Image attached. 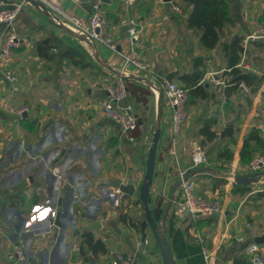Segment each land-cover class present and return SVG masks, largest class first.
<instances>
[{"label": "crops", "instance_id": "1", "mask_svg": "<svg viewBox=\"0 0 264 264\" xmlns=\"http://www.w3.org/2000/svg\"><path fill=\"white\" fill-rule=\"evenodd\" d=\"M15 1L0 0V8ZM92 1L61 4L68 12L87 17ZM177 1L102 0V10L114 26L116 50L98 42L89 48L57 23V14L36 3H23L10 26L0 23V45L9 33L17 40L8 60L0 62V264H111L119 253L131 256L135 264H163L148 226L141 245L140 226L145 213L139 187L156 128L160 137L148 206L157 223L165 216L162 229L175 264H204L205 258L208 264H251L245 249L250 242L258 243L264 253V240L255 239L264 235V196L257 193L259 185H254L247 164L239 158L250 130L257 129L264 139V40H245L258 22L264 23V0H227L231 23L211 49L204 48L198 33L185 25L190 6L184 12ZM126 15L141 25L135 50L154 81L181 69L172 81L183 86L181 75L191 73L195 59H200L205 96L190 97L185 123L174 142L166 98L141 80L150 79L123 57L127 32L118 21ZM46 36L54 37L58 47L52 49L51 59L35 50L36 42ZM238 37L241 51L230 46ZM63 50L87 65L62 60ZM232 62L251 74L245 83L248 92L226 85L222 72ZM5 69L15 81L4 78ZM117 78L124 80L127 91L120 103L137 118V126L128 132L97 105L106 94L103 84ZM4 100L28 110L10 113L1 106ZM230 125L234 142L222 135ZM226 147L232 150L230 160L220 155ZM196 148L204 152L205 161L193 167ZM258 154L264 151L256 150L252 158ZM55 163L62 164L60 176L51 173ZM231 166L237 180L226 177ZM180 171L191 175L200 195L219 201L218 212L175 218ZM128 178L133 179V194L115 185ZM236 185L249 190L234 191ZM132 207H137L136 220L128 211ZM124 213L126 221L121 218ZM56 217L61 226L55 224ZM87 232L102 241L106 251L92 253L83 241ZM15 247L26 251L24 258Z\"/></svg>", "mask_w": 264, "mask_h": 264}, {"label": "built area", "instance_id": "2", "mask_svg": "<svg viewBox=\"0 0 264 264\" xmlns=\"http://www.w3.org/2000/svg\"><path fill=\"white\" fill-rule=\"evenodd\" d=\"M39 3L41 8H46L51 12L57 14L58 21L61 25L69 28L73 33L81 36V39L88 45L89 48L93 47L95 42L101 43L111 50H116L117 42L112 36L113 24L108 20L104 14L101 4L102 0H93L87 17H79L75 14L68 12L63 8L61 0H35ZM129 2L131 0H128ZM29 2L27 0H17L12 5L0 8V23H4L10 26L18 9L23 3ZM118 24L126 27L127 40L125 44V50L123 57L126 63L132 64L139 71L146 74L150 80L146 77L145 83L155 92L161 91L166 98L171 108V132L172 141H176L177 136L181 133L183 125L187 117L186 104L188 101L187 89L182 85L167 80H160L156 82L155 76L149 70L148 65L139 57L135 50L136 41L139 38V32L141 25L129 16H122ZM262 39L264 40V23L258 22L255 25L253 31L249 32L245 37V40L249 39ZM17 46V40L13 33H9L5 41L0 45V62L8 60L13 48ZM145 75V76H146ZM3 76L9 82L16 80L15 75L8 69L3 70ZM212 79L218 81V78ZM238 86L247 90L245 83L240 82ZM103 89L106 90V94L97 100V105L100 107L104 116L114 122L121 131L128 132L137 126V118L129 110L128 106H123L120 101L126 96V86L122 78H117L111 82H105ZM1 106L10 113L21 114L28 110L26 105L15 107L7 100L1 103ZM89 146V145H88ZM66 161V160H65ZM205 161L204 152L199 148H196L192 155L193 167L202 164ZM51 173L55 176H60L63 168L62 164L55 163L50 167ZM257 178L258 187L257 191H264V155L259 157H253L247 167ZM186 172L180 171V199L178 200L174 208V216L176 219H185L188 216L195 215H211L220 210L219 201L214 198H207L200 195L196 190V183L194 179L189 175L186 179L182 180L183 175ZM236 176V169L231 166L226 174L228 179L234 180ZM116 193H121L118 188L112 189ZM111 190V191H112ZM161 228L160 223H158ZM0 230L2 225L0 222ZM248 261L251 264H264V253L260 245L256 242H250L245 247ZM15 251L19 254L20 258L25 257V250L21 247H15ZM111 264H135L131 256L119 253ZM204 264L207 263L205 258Z\"/></svg>", "mask_w": 264, "mask_h": 264}, {"label": "trees", "instance_id": "3", "mask_svg": "<svg viewBox=\"0 0 264 264\" xmlns=\"http://www.w3.org/2000/svg\"><path fill=\"white\" fill-rule=\"evenodd\" d=\"M177 5L186 12V7L190 6V9L187 11L185 18V25L198 33V38L200 44L204 48H214L219 43L223 28L231 23V18L228 12L227 0H178ZM240 38H235L230 46L232 48L236 47L239 51L242 50V46L237 44L239 43ZM226 47V43L222 45V49ZM57 43L56 39L51 36H46L41 40H38L35 44V50L37 54L43 58L51 59L53 57L52 49H56ZM61 59L66 60L69 63L74 65L85 66L88 62L80 60L77 58L73 52L70 50H63L61 53ZM199 58L195 59L193 64V69L191 73H184L181 75V81L183 82V87L187 89L188 100L192 95H202L205 96L202 83L200 79L203 75V70L199 69ZM239 60V58L237 59ZM236 60V61H237ZM236 62L229 64V69L222 72L224 76V81L226 85H229L230 88H236L240 82L246 84L249 83V76L244 72L239 66L235 65ZM188 104V101H187ZM186 104V105H187ZM232 126L230 125L225 129V132L222 135L227 134L232 137ZM213 136V133H212ZM210 138L211 136L208 135ZM234 142V138H231ZM253 141L255 144H253ZM259 150V152L264 151V139L260 137L257 129L250 130L243 139L242 146L239 150L240 161L244 164H249L254 152ZM223 155L225 159L230 160L232 158V150L229 147H226L223 152L220 154ZM221 183H224L222 178L218 179ZM249 190V187L244 185H236L234 191L245 192ZM257 193L264 196V191ZM155 219H159L160 210L153 211ZM127 215L124 213L121 218L126 221ZM132 226H137V224L132 221L130 218L127 220ZM83 241L86 243L87 248L90 249L92 253L97 251H106L105 244L100 240H95L91 233H85Z\"/></svg>", "mask_w": 264, "mask_h": 264}, {"label": "water", "instance_id": "4", "mask_svg": "<svg viewBox=\"0 0 264 264\" xmlns=\"http://www.w3.org/2000/svg\"><path fill=\"white\" fill-rule=\"evenodd\" d=\"M27 1H29L31 3L39 4L35 0H27ZM165 1H168V0H165ZM64 28L68 32H70L71 34H74L75 36L81 38V36L73 33L69 28H67L65 26H64ZM180 71H181V69H176V70H172V71L166 73L165 74V80H167L168 82H171L175 77H177L179 75ZM248 75L251 76V74H249V73H248ZM105 93H107V92H105ZM159 137H160V130H159V128H156V130L153 134V137H152L151 145L148 148V154H147V159H146V167H145L143 182L141 183V185L139 187V199L143 205V210L145 213V218L140 223V226L142 229L141 245L143 246V244L145 243L144 228H145V226H148L150 228V231H151L152 235L154 236L155 242L158 246L159 253H160L161 258H162V263L163 264H175L173 257H172L171 249H170L169 244H168V242L164 236V231L162 229L165 216L163 215V217L161 218V222H160L161 228H159L158 223L156 221H154V219L152 218L151 212H150V209L148 206L149 188L152 184L155 154H156V148H157ZM188 176H189V173L184 174L182 177V180L186 179ZM237 178H238V176L236 175L235 179L237 180ZM179 182H181V180H179ZM115 185H119L120 189L123 190L124 192H126L127 194H133V192H134V184H133L132 178H128V180L125 184H119L118 181H115ZM196 214H198V213H196ZM55 221H56L55 224H57L58 226L62 225L59 222V219L57 217H56ZM255 239L257 242H260V240H264V235L263 236H257Z\"/></svg>", "mask_w": 264, "mask_h": 264}, {"label": "rangeland", "instance_id": "5", "mask_svg": "<svg viewBox=\"0 0 264 264\" xmlns=\"http://www.w3.org/2000/svg\"><path fill=\"white\" fill-rule=\"evenodd\" d=\"M245 92H248L249 90L247 89V90H244ZM243 91V92H244ZM243 92H240V94H239V97L240 98H242L243 99ZM188 102H189V100H188ZM262 155H264V154H262ZM259 156H261V154H258V155H256V157H259ZM252 159V158H251ZM251 161V160H250ZM250 163V162H249ZM249 165V164H248ZM247 166V165H246ZM248 167V166H247ZM247 167H246V169L245 170H247ZM247 172L248 173H250V175L252 174V173H255V172H252V171H250V170H247ZM251 178H252V180L254 181V185L255 186H257V178L255 177V175L254 174H252L251 175ZM217 198V197H216ZM262 205H264V201H262V203H261ZM136 210H137V207H136ZM136 210H134V208L132 207V208H130L128 211H129V214H131V216L133 217V220H136V218H135V211ZM135 215V216H134ZM137 217V216H136Z\"/></svg>", "mask_w": 264, "mask_h": 264}]
</instances>
